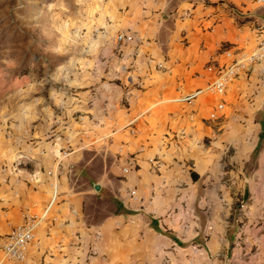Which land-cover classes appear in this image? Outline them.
<instances>
[{
    "label": "crops",
    "instance_id": "obj_1",
    "mask_svg": "<svg viewBox=\"0 0 264 264\" xmlns=\"http://www.w3.org/2000/svg\"><path fill=\"white\" fill-rule=\"evenodd\" d=\"M116 2L115 24L129 36L124 47V60L131 67L128 83L102 85V95L109 101L106 110L94 107L90 109L94 114L75 117L81 139L72 151L68 147L70 154L59 167L60 149L45 150L46 140L22 148L19 140L7 138L4 123L0 125V239L22 223L25 209L42 210L54 180L61 188L52 218L41 222L27 259L10 261L0 250V264H228L230 250L241 257L244 247L234 245L223 218L228 197L221 201L210 186H204L210 167H220L228 147L211 150L204 140L214 135L216 125L220 129L239 121L242 137L253 138L244 150L250 158L264 138L262 65L255 64L248 75L238 78L225 100L209 93L191 101L179 99L213 81L216 64L227 61L225 48L251 50L247 52L258 48L264 39V4L257 0ZM160 62L165 68H157ZM213 113L217 119L211 117ZM99 138L104 142L101 146ZM259 153L264 154L263 144ZM19 155L24 164L17 182L16 174L1 169ZM260 155L256 168L262 169ZM131 156L137 166L124 173ZM157 157L159 169L152 163ZM48 170L54 175L48 176ZM33 172L41 183L30 181ZM96 182L102 184L99 192L93 187ZM243 193L249 196V188ZM103 197L107 213L94 220L89 203ZM257 202L255 195V210ZM215 209L218 222L212 216ZM245 213L244 217L253 215ZM261 216L255 215L253 229H242L255 232V263L264 255ZM95 232H100V239L95 240ZM90 246L99 254L88 256Z\"/></svg>",
    "mask_w": 264,
    "mask_h": 264
},
{
    "label": "rangeland",
    "instance_id": "obj_2",
    "mask_svg": "<svg viewBox=\"0 0 264 264\" xmlns=\"http://www.w3.org/2000/svg\"><path fill=\"white\" fill-rule=\"evenodd\" d=\"M117 9L116 0H0V125L4 123L2 129L11 142L19 140L21 147L28 149L40 146L35 140H46L45 150L70 147L72 151L81 139L75 117L79 120L82 113L94 114L90 110L94 107L106 110L109 101L102 95V85L128 83L131 67L124 60L128 42L118 39ZM227 49L246 51L227 47L224 55ZM122 103L126 106L127 99ZM238 123L232 120L220 129L218 124L214 135L204 140L211 150L228 147L220 167H210L204 186H210L221 201L228 197V212L223 218L229 237L234 245L244 247L238 259L230 250L228 264H264V255L255 263L256 235L249 231L255 225V215H262L258 219L264 221V154L259 153L262 169L256 168L259 155L248 159L244 153L253 138L242 137ZM99 139L101 146L104 142ZM130 158L135 156L127 160ZM247 187L254 198L243 193ZM88 210L94 220L99 219L107 213V198L89 203ZM248 212L253 215L244 217ZM212 213L216 221L218 209Z\"/></svg>",
    "mask_w": 264,
    "mask_h": 264
},
{
    "label": "built area",
    "instance_id": "obj_3",
    "mask_svg": "<svg viewBox=\"0 0 264 264\" xmlns=\"http://www.w3.org/2000/svg\"><path fill=\"white\" fill-rule=\"evenodd\" d=\"M259 3H264V0H257ZM119 40L126 41L127 35L120 33L118 36ZM227 61L224 62L221 66H216V75L213 81L203 87L199 88L193 94H188L179 100L181 101H191L198 94L209 93L212 95H217L220 99L225 100V96L228 93L229 86L237 78L248 75L249 72L253 70L255 64H261V72L264 75V39L259 44L258 48L252 52H244L240 50L227 49L225 51ZM152 58V57H151ZM149 63L152 59L147 60ZM157 68H165L162 62L156 64ZM220 108L224 107L221 103ZM212 118L217 119L218 116L213 113ZM62 151V149H60ZM70 154L69 148L62 151L58 160L56 162L57 166L61 164L62 160ZM24 157L19 155L15 158L11 164H5L2 166V172L8 173V175L16 174L15 179L17 182L21 180V176L18 174L21 166L24 164ZM155 168L161 167L160 158H154L152 160ZM137 162L134 158L127 160L123 166V172L129 173L133 168H136ZM48 176H53L52 170L47 171ZM31 182L35 184L41 183L42 179L38 176L37 173L33 172L31 177ZM53 189L50 199L46 202L42 210L36 211L30 208L25 209L23 212L22 223L18 226L13 227L6 235L0 239V250L6 259L14 262H24L27 259V249L30 244L34 241L36 232L41 222L44 220H49L52 218V212L55 206L59 203L58 198L60 196L59 184L54 180ZM131 195L134 196V192H131ZM73 213H76L72 209ZM95 240L101 238L100 232L94 233ZM99 252L97 248L90 246L87 252L88 256H96Z\"/></svg>",
    "mask_w": 264,
    "mask_h": 264
},
{
    "label": "trees",
    "instance_id": "obj_4",
    "mask_svg": "<svg viewBox=\"0 0 264 264\" xmlns=\"http://www.w3.org/2000/svg\"><path fill=\"white\" fill-rule=\"evenodd\" d=\"M262 137L260 138V141H259V143H258V145L256 146V148H255V150L253 151V153H252V158L253 159H257V157H258V155H259V149H260V146H261V144H262Z\"/></svg>",
    "mask_w": 264,
    "mask_h": 264
},
{
    "label": "water",
    "instance_id": "obj_5",
    "mask_svg": "<svg viewBox=\"0 0 264 264\" xmlns=\"http://www.w3.org/2000/svg\"><path fill=\"white\" fill-rule=\"evenodd\" d=\"M164 18H168V16H166ZM93 187L96 190V192H99L101 187H102V184L100 182H96V183H93Z\"/></svg>",
    "mask_w": 264,
    "mask_h": 264
}]
</instances>
